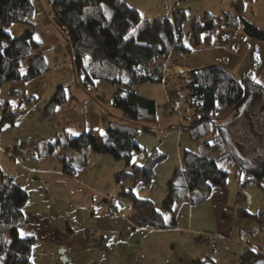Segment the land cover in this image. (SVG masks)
<instances>
[{"label":"rangeland","instance_id":"rangeland-1","mask_svg":"<svg viewBox=\"0 0 264 264\" xmlns=\"http://www.w3.org/2000/svg\"><path fill=\"white\" fill-rule=\"evenodd\" d=\"M123 1L143 18L128 37L136 35L144 20L168 16L172 8L186 13L182 40L187 50L165 63L161 71L165 83L134 85L156 104L154 118L138 123L135 140L143 154L154 152L162 158L153 165L155 176L150 183L137 182L131 188L130 180L116 181L115 174L130 169L133 160L143 164L147 156L135 155L127 164L106 153L102 140L109 122L131 124L111 104L115 68H104L101 76L76 70L69 39L49 0H31V20L7 27L13 37L31 29L47 67L30 80H11L0 87V169L28 194L22 207L25 219L18 228L21 234L34 236L32 263L239 264L245 242L264 251V179L241 187L235 164L221 162L228 172L223 185L211 186L210 195L201 202L185 201L165 210L167 182L176 168L182 170L184 153L208 157L218 153L204 144V138L194 139L183 128L193 119L185 91L179 90L171 100L168 92L181 86L189 71L197 68L192 66L199 64L223 67L237 79L251 69L253 78L264 87V40L246 36L234 20L238 0ZM241 1L242 17L264 28V0ZM206 13L218 26L209 35L195 34L192 22H201ZM112 14L104 2L86 8V16L103 15L108 20ZM176 62L191 67H177ZM19 68L26 72L27 58ZM58 86L64 88L67 99L55 107L50 99ZM259 104H247L225 123L229 147L249 160L251 154L257 153L255 158L264 154L256 145L264 138L255 136L262 126ZM218 115V119L224 117V113ZM81 132L87 133L89 147L75 151L64 146L76 136L72 133ZM134 197L147 198L151 204L137 206ZM153 208L163 211L167 221L175 219L178 228L140 225Z\"/></svg>","mask_w":264,"mask_h":264},{"label":"trees","instance_id":"trees-1","mask_svg":"<svg viewBox=\"0 0 264 264\" xmlns=\"http://www.w3.org/2000/svg\"><path fill=\"white\" fill-rule=\"evenodd\" d=\"M102 2L113 11L108 20L103 15L86 16V8ZM49 3L69 39L77 71L101 76L104 68H115L116 88L111 104L131 124H107L102 134L105 152L127 164L135 155H146L135 140L139 130L137 125L142 120L154 118L156 104L153 99L137 92L134 85L148 81L164 82L161 71L165 63L170 57L180 56L187 50L182 40L185 10L172 8L168 16H159L150 22L144 20V25L137 30L136 35L128 37L143 22V18L137 10L127 8L123 0H49ZM234 4L237 12L234 20L240 22L243 33L250 38L264 40V28L242 17V1H235ZM32 13L31 0H0V87L11 80H30L47 69L43 53L38 48L39 43L32 38L31 29L16 37L7 31L11 23H28ZM217 26L213 17L207 13L201 22L194 21L191 24L195 34L203 31L209 35ZM25 58L27 69L21 73L20 62ZM254 61L255 57L253 66L256 65ZM179 90L185 91V102L193 110L192 122L183 128L194 139L204 138V144L218 153L214 157L192 151L184 153L182 170L176 168L167 182L168 194L163 201L164 209L171 211L175 204L185 201L191 204L201 202L210 195L211 186L223 185L228 172L220 166L221 162L235 164V175L241 187L249 182L260 183L264 179V154L257 158V153L251 154L252 160L237 154L229 147L225 125L247 104L258 101L262 126L255 136L260 134L264 138V87L253 78L251 69L244 70L240 79H237L217 65L194 68L189 71L181 86L171 87L169 99ZM66 99L64 88L58 86L50 104L60 106ZM222 113L224 117L220 120L217 116ZM257 142L254 141L253 145L264 150L262 138ZM89 145L86 132L68 138L64 144L75 151H83ZM146 156L143 164L133 163L130 169L116 172V181L130 180V188L137 182L150 183L155 176L153 165L162 156L154 152ZM0 175V264H33L31 251L34 236L21 235L18 228L25 219L22 207L28 194L11 176L4 175L1 169ZM134 199L137 206L151 204L148 199ZM139 224L148 228L167 229L175 227L176 220L167 221L163 211L153 208L150 215ZM253 250L245 246L240 251L239 264H254L263 259L259 252Z\"/></svg>","mask_w":264,"mask_h":264},{"label":"crops","instance_id":"crops-1","mask_svg":"<svg viewBox=\"0 0 264 264\" xmlns=\"http://www.w3.org/2000/svg\"><path fill=\"white\" fill-rule=\"evenodd\" d=\"M170 58H172V57H170ZM173 60H175L174 59V57L172 58ZM176 64L177 65H179V66H177V67H180V65L181 64H178L177 62H176ZM181 66H183V67H191V66H187V65H181ZM192 67H197V68H200V67H202V64H199V65H196V66H192ZM136 142H137V140H136ZM139 144V143H138ZM140 145V144H139ZM141 146V145H140ZM103 147H104V145H103ZM142 147V146H141ZM105 149V148H104ZM170 179V178H169ZM168 179V180H169ZM145 199H147V198H145ZM176 228H178V226L175 224V227H173V228H167V229H176ZM153 229H160V228H153ZM188 229H190V228H188ZM104 239L102 238V241H103ZM243 240H244V238H243ZM246 240V239H245ZM102 242H101V240H100V244H101ZM248 246V247H250V248H255V247H252V246H249L246 242H245V246Z\"/></svg>","mask_w":264,"mask_h":264},{"label":"water","instance_id":"water-1","mask_svg":"<svg viewBox=\"0 0 264 264\" xmlns=\"http://www.w3.org/2000/svg\"><path fill=\"white\" fill-rule=\"evenodd\" d=\"M181 70H179L180 72ZM254 264H264V259H260L258 261H256Z\"/></svg>","mask_w":264,"mask_h":264},{"label":"built area","instance_id":"built-area-1","mask_svg":"<svg viewBox=\"0 0 264 264\" xmlns=\"http://www.w3.org/2000/svg\"><path fill=\"white\" fill-rule=\"evenodd\" d=\"M163 79H165V74L162 75ZM182 81V80H181ZM257 252H261L260 249L254 248ZM262 255H264V251L261 252Z\"/></svg>","mask_w":264,"mask_h":264},{"label":"snow or ice","instance_id":"snow-or-ice-1","mask_svg":"<svg viewBox=\"0 0 264 264\" xmlns=\"http://www.w3.org/2000/svg\"><path fill=\"white\" fill-rule=\"evenodd\" d=\"M125 39H127V37H125ZM72 134L73 135H78V133H72ZM133 163H135V160H133ZM21 235H23V233ZM253 251H255V249Z\"/></svg>","mask_w":264,"mask_h":264}]
</instances>
